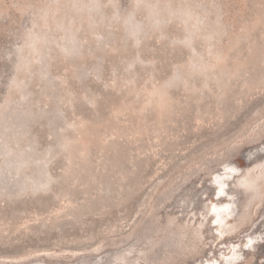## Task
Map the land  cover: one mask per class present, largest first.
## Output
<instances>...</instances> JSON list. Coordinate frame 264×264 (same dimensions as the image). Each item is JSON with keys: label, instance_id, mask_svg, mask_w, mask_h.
Wrapping results in <instances>:
<instances>
[{"label": "rangeland", "instance_id": "obj_1", "mask_svg": "<svg viewBox=\"0 0 264 264\" xmlns=\"http://www.w3.org/2000/svg\"><path fill=\"white\" fill-rule=\"evenodd\" d=\"M34 263L264 264V0H0V264Z\"/></svg>", "mask_w": 264, "mask_h": 264}, {"label": "bare ground", "instance_id": "obj_2", "mask_svg": "<svg viewBox=\"0 0 264 264\" xmlns=\"http://www.w3.org/2000/svg\"><path fill=\"white\" fill-rule=\"evenodd\" d=\"M231 167H228L227 168V171H226V175L228 176V175H230L231 176V172L230 171H228V169H230ZM213 181L215 182V183H217L216 185V191H215V194L217 195V198H220L221 196H222V189L220 188L221 187V183L223 182V181H221L220 179H219V177L218 176H216L214 179H213ZM215 195V196H216ZM213 196H214V194H213ZM222 209V210H225L226 212L225 213H227L228 212V208H227V203L226 204H219V205H217V204H212L211 206H210V211H212L213 213H214V218H213V220L214 221H217L218 219H219V217H218V215H219V213H220V210L219 209ZM34 264H43V263H34Z\"/></svg>", "mask_w": 264, "mask_h": 264}]
</instances>
